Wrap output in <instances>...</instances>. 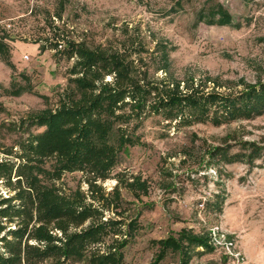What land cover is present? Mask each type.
Listing matches in <instances>:
<instances>
[{
  "label": "rangeland",
  "instance_id": "1",
  "mask_svg": "<svg viewBox=\"0 0 264 264\" xmlns=\"http://www.w3.org/2000/svg\"><path fill=\"white\" fill-rule=\"evenodd\" d=\"M219 6L236 26L201 21ZM0 38L15 66L12 71L0 57V160L7 150L16 152L29 134L44 130L28 126L29 118L54 110L68 86L73 60L64 58V45L55 49V43L84 42L107 50H130L140 43L138 58L151 74L162 68L163 47L174 78H191L207 91L239 92L243 84L264 80V0H0ZM41 47L47 49L40 52ZM164 76V71L155 75ZM13 82L27 91L10 95ZM132 129L138 144L122 149L112 179L99 182L113 200L106 216L134 222L124 264H150L159 241L183 229L207 234L214 248L196 250L189 264H264V115L220 127H180L150 116ZM226 138L231 154L253 142L263 148V157L253 166L209 160L208 150ZM56 166L54 158L44 161L43 184L67 195L87 193L83 173H64L56 180L51 176ZM0 194L13 195L3 185ZM216 195L223 202L220 209L216 200L207 209ZM179 261L168 251L160 264Z\"/></svg>",
  "mask_w": 264,
  "mask_h": 264
},
{
  "label": "trees",
  "instance_id": "2",
  "mask_svg": "<svg viewBox=\"0 0 264 264\" xmlns=\"http://www.w3.org/2000/svg\"><path fill=\"white\" fill-rule=\"evenodd\" d=\"M201 21L236 26L220 6ZM59 45H64L62 56L73 63L58 106L31 116L28 126L44 130L29 134L16 152L7 150L6 158L0 160V185L13 193L8 197L0 194V264H66L71 259L124 264L123 250L134 222L126 224L123 219L106 216L113 200L99 182L112 179L122 149L138 144L129 127L136 129L150 116L180 127H220L255 120L264 115V80L243 84L239 92L207 91L191 78L182 86L171 73L169 52L163 47L157 53L162 64L158 71H164L165 76L156 78L158 71L151 74L138 58L143 50L140 43L132 50L126 46L121 50L91 48L73 41L55 43V49ZM46 49L41 47L40 52ZM0 57L14 71L3 38ZM14 86L13 82L10 95L27 91ZM230 148L226 138L223 145L208 150V159L218 165L253 166L263 157V148L253 142H244L241 152L235 154ZM49 158L57 163L53 179L60 180L64 173H83L87 193L67 195L43 184L41 166ZM218 198L208 200L207 209L215 200L220 209L223 202L219 204ZM159 244L160 251L150 264H160L168 251L179 255V264H189L196 250L205 253L214 249L207 234L186 229Z\"/></svg>",
  "mask_w": 264,
  "mask_h": 264
},
{
  "label": "built area",
  "instance_id": "3",
  "mask_svg": "<svg viewBox=\"0 0 264 264\" xmlns=\"http://www.w3.org/2000/svg\"><path fill=\"white\" fill-rule=\"evenodd\" d=\"M25 59H28V57L26 56Z\"/></svg>",
  "mask_w": 264,
  "mask_h": 264
}]
</instances>
